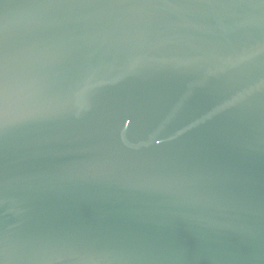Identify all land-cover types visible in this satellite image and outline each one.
<instances>
[{"label": "water", "instance_id": "1", "mask_svg": "<svg viewBox=\"0 0 264 264\" xmlns=\"http://www.w3.org/2000/svg\"><path fill=\"white\" fill-rule=\"evenodd\" d=\"M0 264H264V0H0Z\"/></svg>", "mask_w": 264, "mask_h": 264}]
</instances>
